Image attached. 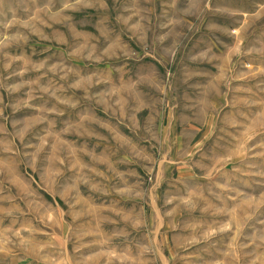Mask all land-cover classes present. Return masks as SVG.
<instances>
[{
	"label": "rangeland",
	"instance_id": "374dc122",
	"mask_svg": "<svg viewBox=\"0 0 264 264\" xmlns=\"http://www.w3.org/2000/svg\"><path fill=\"white\" fill-rule=\"evenodd\" d=\"M0 264H264V0H0Z\"/></svg>",
	"mask_w": 264,
	"mask_h": 264
}]
</instances>
